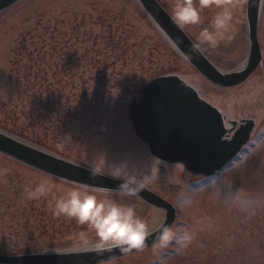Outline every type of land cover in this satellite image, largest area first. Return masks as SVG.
Returning <instances> with one entry per match:
<instances>
[{
    "label": "rangeland",
    "instance_id": "obj_1",
    "mask_svg": "<svg viewBox=\"0 0 264 264\" xmlns=\"http://www.w3.org/2000/svg\"><path fill=\"white\" fill-rule=\"evenodd\" d=\"M161 1L171 11L174 0ZM229 3L230 39L202 42V25L213 16L182 28L225 74L243 69L247 55L245 0ZM261 5L264 75V0ZM173 51L134 0H22L0 15V131L109 176L123 167L147 177L178 208L173 229L194 233L187 248L173 241L114 264H264V111H257L260 131L242 155L200 180L154 160L128 117L132 95L156 76L194 80L206 97L227 106L264 101V80L246 98L218 90ZM43 181L56 187L27 199ZM69 186L0 155V252L86 251L77 238L81 232L94 238L88 226L53 214ZM98 195L134 206L151 231L159 224L156 211L133 197Z\"/></svg>",
    "mask_w": 264,
    "mask_h": 264
},
{
    "label": "water",
    "instance_id": "obj_2",
    "mask_svg": "<svg viewBox=\"0 0 264 264\" xmlns=\"http://www.w3.org/2000/svg\"><path fill=\"white\" fill-rule=\"evenodd\" d=\"M18 1L0 0V14ZM135 1L179 55L210 83L222 88L238 85L259 65L256 30L260 0H246L247 61L243 69L230 74L218 72L154 0ZM128 115L135 135L147 144L153 156L181 165L185 171L201 177L212 176L230 162L247 141L249 131L234 142L222 141L218 114L175 76L157 77L146 83L132 97ZM0 154L60 181L89 185L101 192L120 193L117 189L121 181L60 159L1 132ZM136 197L150 207L164 210L166 215L162 224L171 225L173 210L169 204L144 187ZM157 229L142 249L129 253L114 249L103 256L88 250L18 256L0 254V264H101V261L118 259L154 245L159 235Z\"/></svg>",
    "mask_w": 264,
    "mask_h": 264
},
{
    "label": "clouds",
    "instance_id": "obj_3",
    "mask_svg": "<svg viewBox=\"0 0 264 264\" xmlns=\"http://www.w3.org/2000/svg\"><path fill=\"white\" fill-rule=\"evenodd\" d=\"M215 7L218 9L210 21V26L200 32L202 42L215 46L219 42L230 39L229 29L233 15V5L227 0H174L171 19L180 27L193 26L201 23V12ZM112 179L121 181L118 191L126 197H135L145 186L147 177H138L127 172L123 167H115ZM70 183L63 193L55 199L53 214L74 220L78 225H87L94 233L89 238L86 232L78 235L80 245L99 256L119 250L129 253L142 249L152 236L149 223L141 218L131 204L121 203L108 196L101 197L98 190L89 185ZM56 187L43 181L33 190L26 193L27 199L44 197ZM159 235L155 247L166 248L175 243L182 248L191 245L194 233L185 229L178 233L172 226L161 224L157 229ZM115 258L101 261V264H114Z\"/></svg>",
    "mask_w": 264,
    "mask_h": 264
},
{
    "label": "flooded vegetation",
    "instance_id": "obj_4",
    "mask_svg": "<svg viewBox=\"0 0 264 264\" xmlns=\"http://www.w3.org/2000/svg\"><path fill=\"white\" fill-rule=\"evenodd\" d=\"M156 1L171 16V11L168 9V7L161 0H156ZM229 1L230 0H227V2H229ZM217 10L218 9H216L215 7L204 9L201 12V17H211V16L214 15V13ZM261 13H262V5H261V10H260V15H259L258 31H257L258 43L260 45L261 54H262V61H261L260 65L258 66V68L256 69V71L253 74H251V76H249L243 83H241L237 87L226 89V90H233V93L238 92V94L240 96L245 97V98L248 96L249 92L256 91L257 88L260 87L259 86L260 82L264 80V75H263L262 72H260V70L262 68V62H263V46H262V43L260 42L261 41V36H260ZM202 26L208 28L210 25H202ZM195 75H196V77H198L201 80H203L197 73H195ZM192 81H193L192 83L187 82V81H186V83L191 88H193L195 90L197 95L203 101L207 102L208 104H210L213 108H215L218 111V113L220 115V118H221V121H222L223 139L224 140H226L228 142L234 140L237 135H239V134H241L243 132V130H244V128H246V126L248 127V126L251 125V131H250V134H249V141L247 142L246 146L241 149V151L236 156V158L238 156H241L243 151L246 149V147L253 141V139L257 136V134L260 131L259 119H261L260 118L261 116L258 115L257 111H264L263 110L264 109V101L261 100V101H259V103H256L255 105H251L250 104V106H246L247 104L246 105L245 104L244 105H239V106H236V105L227 106L226 104H224V102L221 101L222 98L217 99L215 101V100H211L210 98L206 97L198 89V87L196 85V82L194 80H192ZM207 84H209V83H207ZM209 86L212 87V88L218 89V88L212 86L211 84H209ZM218 90H221V89H218ZM234 96H236V94H234ZM156 161L159 162L161 165H168V164L162 163V162H160L158 160H156ZM161 169H163V167H161ZM185 175H187V174L185 173ZM187 176H189V175H187ZM145 186L153 194H155V195L161 197L162 199H164L165 201L169 202L173 206V208H175V212H174L175 213V215H174L175 218H174L173 223L171 224L172 227H175L176 226L175 224L177 222L178 216L180 215V212L178 211V208L175 206V204H173L167 198V196L163 193L162 190H159L160 188H158V187H156L154 185V181H152V183H148V184L145 183ZM134 199H136V198H134ZM136 202L138 204H140L142 207L148 209L150 212L151 211L152 212L156 211V213H157V211H158L156 209H153V208H150V207L144 205L143 203L139 202L138 200ZM164 215H165V213H164ZM163 219H164V217H163ZM159 223H160V221H159ZM154 247H155V245L150 247V248H148V249H146V250L137 252L135 254L126 256L124 258H121V259H118V260H115V261L127 259V258L135 256L137 254H141V253L146 252V251H148V250H150V249H152Z\"/></svg>",
    "mask_w": 264,
    "mask_h": 264
},
{
    "label": "bare ground",
    "instance_id": "obj_5",
    "mask_svg": "<svg viewBox=\"0 0 264 264\" xmlns=\"http://www.w3.org/2000/svg\"><path fill=\"white\" fill-rule=\"evenodd\" d=\"M134 2L137 4V6L140 8V6L138 5V3L134 0ZM260 2H261V0H260ZM181 30L184 32V34L188 37V39L192 42V43H194L192 40H191V38L187 35V33L181 28ZM165 40H166V42L170 45V47L172 48V49H174L173 48V46L169 43V41L165 38ZM246 59H247V55H246ZM246 62V61H245ZM225 74V73H224ZM227 74H230V73H227ZM156 215L158 216V218L159 219H163V217H164V212L163 211H161V210H158L157 211V213H156ZM162 219L160 220V224H161V221H162Z\"/></svg>",
    "mask_w": 264,
    "mask_h": 264
},
{
    "label": "trees",
    "instance_id": "obj_6",
    "mask_svg": "<svg viewBox=\"0 0 264 264\" xmlns=\"http://www.w3.org/2000/svg\"><path fill=\"white\" fill-rule=\"evenodd\" d=\"M137 5V4H136ZM138 7V6H137ZM139 8V7H138ZM143 13V12H142ZM144 15V14H143ZM145 16V15H144ZM157 31V30H156ZM167 45L168 46H170L168 43H167ZM171 48V47H170ZM172 49V48H171ZM173 50V49H172ZM174 52V51H173ZM31 142H29V144H30ZM34 143V144H33ZM32 144L34 145V147H36V148H39V149H41V150H44V151H46V152H49V153H51L49 150H48V148H46V147H42V146H37L38 144H36L35 142H33ZM36 145V146H35ZM59 157H62V158H65V159H68V158H66V157H64V156H62V155H60Z\"/></svg>",
    "mask_w": 264,
    "mask_h": 264
}]
</instances>
